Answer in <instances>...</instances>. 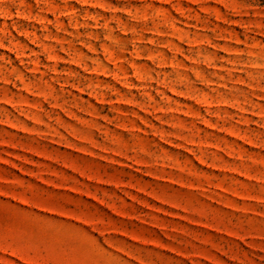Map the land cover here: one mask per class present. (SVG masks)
<instances>
[{
  "label": "rangeland",
  "instance_id": "1",
  "mask_svg": "<svg viewBox=\"0 0 264 264\" xmlns=\"http://www.w3.org/2000/svg\"><path fill=\"white\" fill-rule=\"evenodd\" d=\"M0 264H264V0H0Z\"/></svg>",
  "mask_w": 264,
  "mask_h": 264
}]
</instances>
